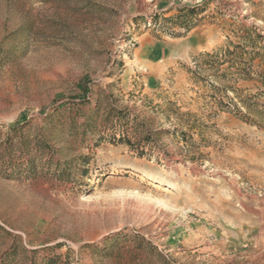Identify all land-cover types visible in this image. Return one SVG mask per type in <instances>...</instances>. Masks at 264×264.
<instances>
[{
    "label": "rangeland",
    "instance_id": "rangeland-1",
    "mask_svg": "<svg viewBox=\"0 0 264 264\" xmlns=\"http://www.w3.org/2000/svg\"><path fill=\"white\" fill-rule=\"evenodd\" d=\"M249 59L264 0H0V264H264Z\"/></svg>",
    "mask_w": 264,
    "mask_h": 264
},
{
    "label": "trees",
    "instance_id": "trees-1",
    "mask_svg": "<svg viewBox=\"0 0 264 264\" xmlns=\"http://www.w3.org/2000/svg\"><path fill=\"white\" fill-rule=\"evenodd\" d=\"M179 15L177 16V17H179V16H185V17H191L192 16V14H193V10H191L190 8H188V7H186V8H181V9H179V13H178ZM194 27V25L193 26H186V29L187 30H190V29H192ZM235 49H239V47H235ZM208 54H204L203 56H207ZM234 55V54H233ZM202 56V57H203ZM252 59H249L248 61H247V63H246V67L244 68V69H246V70H250L251 72H252V70H253V65H252ZM239 62H242V61H240V59L237 57V56H232V67H233V65H235V66H237V68H236V72H237V74H238V77L240 76H242V77H248L249 76V74H250V72H246V71H243L242 73H241V69H240V67H238V66H241V63H239ZM243 66V65H242ZM257 75H258V79H259V81H260V83L262 84V86H264V69L262 70H253ZM233 74V73H232Z\"/></svg>",
    "mask_w": 264,
    "mask_h": 264
},
{
    "label": "crops",
    "instance_id": "crops-1",
    "mask_svg": "<svg viewBox=\"0 0 264 264\" xmlns=\"http://www.w3.org/2000/svg\"><path fill=\"white\" fill-rule=\"evenodd\" d=\"M196 42H195V39H194V37L193 38H191V39H189L188 41H187V46H192L193 44H195Z\"/></svg>",
    "mask_w": 264,
    "mask_h": 264
}]
</instances>
